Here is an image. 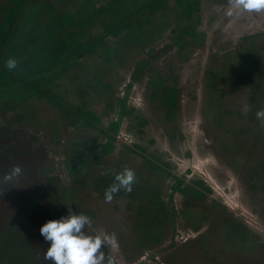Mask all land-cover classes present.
<instances>
[{
  "label": "rangeland",
  "instance_id": "1",
  "mask_svg": "<svg viewBox=\"0 0 264 264\" xmlns=\"http://www.w3.org/2000/svg\"><path fill=\"white\" fill-rule=\"evenodd\" d=\"M105 1L31 0L14 38L37 19L33 37L41 34L47 41L72 23V15ZM46 2L50 14L43 13ZM159 2L155 13L142 8L137 13L128 6L124 13L132 11L136 18L97 21L85 30L78 49L58 53L61 61L49 66L43 76L47 83L39 86L69 113L47 99L0 100V173L16 178L9 188L0 184V197L2 191L14 196L8 206L0 201V264H52L45 258L50 242L39 230L68 214L89 216L92 223L84 229L89 235L115 236V246L101 249L106 264H211L213 252L224 246V235L212 227L224 221L245 228L247 248L223 255L219 263L264 264V192L249 191L244 183L251 177L249 168L264 159V120L259 119L264 95L254 89L261 82L255 71H264V12L237 13L231 0ZM176 14L181 15L177 23L193 26L201 35L192 54L179 62L175 46L166 60H146L149 50L179 33ZM250 42L252 54L235 59L222 72L220 88L206 94V73H220L222 59L237 48H249ZM25 51L10 52L6 61H22ZM144 60L142 72L134 71ZM172 81L175 100L170 103L164 93ZM171 110L172 119L167 117ZM84 112L98 122L83 124ZM236 127L242 128L241 136L223 137ZM238 140L239 153L228 152L225 147ZM80 144L100 147L101 156L73 172ZM15 166L21 168L19 174H13ZM125 168L136 177L132 190L121 189L106 201L105 190ZM177 178L180 187H195L202 195L189 188L187 194L173 190ZM153 196L170 215L159 225L165 237L143 248L133 228L145 220L136 214L139 207ZM203 236L208 237L206 252L197 240Z\"/></svg>",
  "mask_w": 264,
  "mask_h": 264
},
{
  "label": "trees",
  "instance_id": "2",
  "mask_svg": "<svg viewBox=\"0 0 264 264\" xmlns=\"http://www.w3.org/2000/svg\"><path fill=\"white\" fill-rule=\"evenodd\" d=\"M159 1L160 0H141L139 2L137 0H130L131 5H125L126 3H129L128 0H106L99 7H89L82 12L72 15L71 19L73 21L71 24H68V26L58 32L57 35L52 36L50 39L45 41L42 39L41 34L40 36L37 34L33 37V34L39 28V21H37V19L34 20L35 22L29 31L24 32L20 36L16 37V39L14 38V35L17 34V31L20 27L19 23H21L23 14L28 8L31 0H6L2 5H0V100L10 104L12 100L18 103H24L33 97H36L37 99H47L52 103L57 104L62 111L69 113L64 105L52 100V97L49 95L48 91L44 90V87L39 86L41 82H44L45 84L47 83L46 78H43V76H45L44 74L48 71L47 69L49 66H53L57 61H61L62 58H60L58 53L71 47L72 49H76V47L78 49L80 47L79 41L81 38H83L85 30L91 28L96 24L97 21L101 19L103 21L109 17V19L112 21L116 20L117 23H122L125 20L136 18L132 11L124 13L128 6L135 7L134 10H136L137 13L140 12L141 8L150 11L151 13H155V11L159 9ZM181 6L183 11H187L184 5ZM122 9L123 11H120ZM51 12H53V9L46 2L43 13L50 14ZM55 16L56 13L54 12L52 18ZM66 16H69V14H66ZM180 17V14L174 15L175 22L181 20ZM176 24L178 25V28L176 29L179 31L177 36H175L171 42L163 45V47H159L156 50H149L146 54V60L151 58L153 60L158 57L164 58V60H166L169 57L171 49L175 46L178 47L176 57L179 62H183L192 54L193 47L196 44V39L199 36L198 33H195V28L193 26L189 28L187 25L181 26L180 23L177 22ZM199 37H201V35ZM250 43V47L246 48L247 50L244 48H237L235 53L227 54V59H222L221 61L222 68H220V73H216L217 71H208L206 73L204 78L205 93L207 90L206 94L209 93L211 96V94L220 88V85L223 84L222 72L226 69L229 71V69L233 67L235 59L245 52L252 54L250 48L253 45V42ZM22 47L26 50L24 53L25 58L22 61L17 62L14 69L9 70L5 66V62H7V54L12 51H17ZM146 60L140 61L136 65L134 71L141 73L142 68L145 67ZM69 61L70 60H68L66 63ZM255 72L259 78V81L261 82L254 86V89L257 90V95H264V71L258 68ZM250 74L249 77L252 78L253 75ZM133 78L136 79L135 76H133ZM171 85V87H165L167 89H165L164 93L167 97L166 100H168L170 103L175 100L173 81L171 82ZM84 115L86 118L81 117V122L83 124L91 126L93 125L92 121L98 122L95 115L91 114L90 112H84ZM167 117L172 119L174 117V110H171L167 114ZM87 118H90L91 120L89 119L90 121H88ZM217 122L219 123V119ZM116 125V123L111 124L114 129L116 128ZM239 132L242 133V128L238 129L236 127L230 131H225L223 137L227 136L228 133L234 135L235 137ZM240 142L241 141L238 140L233 143H227L228 145L225 148L228 150V152H232L234 154L237 152L239 153V150L242 146ZM107 146L109 147L110 145L107 144ZM100 149V147L94 148L89 144H80V147L76 152L78 155L76 163L72 166L73 172H75L77 167L87 166V164L92 161V158H98L101 156ZM253 156L255 157V154H253ZM250 164L253 165L255 163ZM249 171L251 172V177L247 183L244 181L245 185H247V189L249 191H254L255 193L258 191L261 193L264 192V159L262 162L250 167ZM1 175L3 174L0 173V180L2 181L0 184L6 185L7 188H9L16 180L15 176ZM259 176L260 179L258 178ZM181 183L182 180L177 178L176 184L174 187H172V189L177 190L182 194L189 193L188 191L190 189L193 194L202 195V192L195 187H180ZM196 184L200 186L203 185L201 181H197ZM206 190L210 191L208 188H206ZM65 191L67 193L69 188L68 190L66 188ZM70 191L73 192V189L70 188ZM1 197L0 201L5 200L6 206H8L9 201L14 198L11 191H2ZM136 214L137 216H143L145 218V220L138 221V226L133 228L134 231L137 230L136 232L140 233L141 238L138 243L139 247L147 246L148 242H150V244L159 242V240L165 237L166 233L160 227L164 225L166 218L170 215V212L155 196L151 197L144 206L139 207V211ZM33 215H36V213ZM153 222L157 223L158 225L156 227H152ZM212 230L215 233L219 232V234L224 235V246L222 248H216V250L213 252V256L209 259L211 264H220L219 262L222 260L223 255L230 252L234 253L236 250L241 251L242 249L247 248L244 246L245 243H247L248 235L245 231V228H243L241 225L235 224V222L224 221L218 226L212 227ZM207 238V236H203L197 239L198 245L204 252H206L209 248ZM248 246H250V248L255 247L249 245V243ZM239 253L241 254V252Z\"/></svg>",
  "mask_w": 264,
  "mask_h": 264
},
{
  "label": "clouds",
  "instance_id": "3",
  "mask_svg": "<svg viewBox=\"0 0 264 264\" xmlns=\"http://www.w3.org/2000/svg\"><path fill=\"white\" fill-rule=\"evenodd\" d=\"M231 9L237 13H261L264 12V0H231ZM16 63L15 59L10 58L5 66L11 70L16 67ZM259 119L264 120V116ZM12 172L19 174L21 168L15 166ZM135 179L134 172L129 168L117 173L113 184L105 190V200L111 201L113 194L121 189L130 192ZM91 223V218L87 215L68 214L59 220H50L43 224L40 234L45 241L50 242L45 258L51 260L52 264H106L105 252L101 249L102 246H115V236L89 235L84 229ZM108 264H111L110 260Z\"/></svg>",
  "mask_w": 264,
  "mask_h": 264
}]
</instances>
